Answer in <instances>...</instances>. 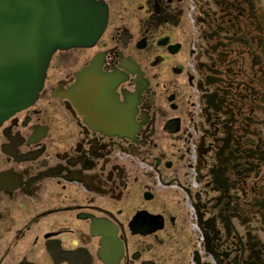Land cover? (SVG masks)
Wrapping results in <instances>:
<instances>
[{"label": "flooded vegetation", "instance_id": "flooded-vegetation-1", "mask_svg": "<svg viewBox=\"0 0 264 264\" xmlns=\"http://www.w3.org/2000/svg\"><path fill=\"white\" fill-rule=\"evenodd\" d=\"M105 2L0 125V264H264V0Z\"/></svg>", "mask_w": 264, "mask_h": 264}, {"label": "water", "instance_id": "water-1", "mask_svg": "<svg viewBox=\"0 0 264 264\" xmlns=\"http://www.w3.org/2000/svg\"><path fill=\"white\" fill-rule=\"evenodd\" d=\"M107 20L102 0H0V124L37 101L57 51L94 46Z\"/></svg>", "mask_w": 264, "mask_h": 264}]
</instances>
